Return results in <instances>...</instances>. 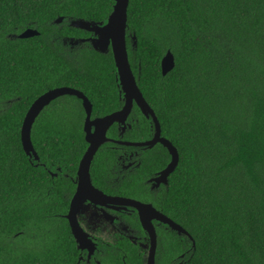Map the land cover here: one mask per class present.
Instances as JSON below:
<instances>
[{"label": "trees", "instance_id": "16d2710c", "mask_svg": "<svg viewBox=\"0 0 264 264\" xmlns=\"http://www.w3.org/2000/svg\"><path fill=\"white\" fill-rule=\"evenodd\" d=\"M113 5L0 0V241L34 224L36 172L21 144L31 104L79 80L92 89L114 85L112 55L85 54L83 67L64 61L62 49L46 46V25L59 16L104 22ZM34 25L40 37H8ZM128 31L137 41L134 51L128 44L137 87L180 156L165 208L195 241L191 264H264V0H130ZM167 51L175 67L162 76ZM70 111L50 108L34 123L31 140L44 163L68 166L87 146ZM136 111L132 136L148 138L150 123Z\"/></svg>", "mask_w": 264, "mask_h": 264}, {"label": "flooded vegetation", "instance_id": "af4514ba", "mask_svg": "<svg viewBox=\"0 0 264 264\" xmlns=\"http://www.w3.org/2000/svg\"><path fill=\"white\" fill-rule=\"evenodd\" d=\"M58 18L62 20L55 26L54 21ZM56 19L46 25V30L51 32L46 45L51 54L57 46L62 49L64 61L82 67L87 63L85 54L113 57L111 46L105 53L94 50L90 42L95 37L93 33L70 26L71 21L81 18L59 16ZM27 29H36L39 32L36 37L41 36L40 28L34 25L8 37L21 40L18 36ZM69 29L76 31L74 35H69ZM126 36L129 51L131 34L128 30ZM30 39L33 38L25 40ZM75 84L47 91L66 88L82 94L90 103L91 120L124 108V93L116 71L114 85L110 88L92 89L84 80ZM82 102L76 96H60L41 114L50 108L66 107L72 112L68 122L83 128L86 113ZM136 110L140 112L134 103L124 126L114 123L107 129L106 138L110 141L98 148L90 163L89 179L93 189L90 186L83 188L72 212L80 182L79 163L88 145L78 162L69 161L64 167L53 160L44 163L36 152L38 160L31 161L36 172L33 184L36 207L30 217L34 224L16 232L9 240L5 236L0 241L3 247L0 248V264H191L194 239L189 234L190 237L179 233L166 220L180 226L165 208L171 179L178 171L180 159L173 173L168 177L162 175L172 160L171 155L161 144L152 149L144 145L153 136L154 127L142 114L150 123V136H132L140 122ZM55 206H59L57 211ZM40 207H46L47 214L39 212ZM70 221L78 225L85 237L81 243H77L72 235ZM62 239L72 241L73 248L67 247Z\"/></svg>", "mask_w": 264, "mask_h": 264}, {"label": "water", "instance_id": "95a60500", "mask_svg": "<svg viewBox=\"0 0 264 264\" xmlns=\"http://www.w3.org/2000/svg\"><path fill=\"white\" fill-rule=\"evenodd\" d=\"M129 3L130 0H114L112 12L104 22L97 23L93 21H86L83 19H75L70 23V26L76 29L88 31L95 35V37L91 39L90 42L96 52L105 53L106 50L111 46L119 85L124 93V108L104 118L91 120L90 103L82 94L68 90L66 88H58L47 91L46 93L39 96L31 104L21 126V144L23 151L30 161L38 160L37 153L31 140V131L36 119L41 114V112L52 101L60 96H76L78 99H81L83 101L82 104L86 113L83 132L84 139L88 147L79 163L78 177L80 178V182L77 195L72 202L71 212L73 211L75 204L79 200L80 192L83 190V188L85 186L91 187L89 179L90 163L98 148L110 141L106 138L107 129L114 123H118L119 125L124 126V123L127 121L128 117L131 114V109L133 108L134 103L138 106L141 114L148 121H150L152 126L154 127L153 136L144 145L148 146L149 149H152L157 144H161L168 150L171 155L172 160L167 168L162 172V175L168 177L171 173L174 172L179 163L180 156L178 151L169 140L162 137L161 126L158 118L154 113V110L148 105L139 88L137 87L135 77L130 67L126 36V32L128 30ZM61 20L62 18L56 19L54 21V25H58ZM36 36H39L38 30L27 29L18 36V39L25 40L34 38ZM129 39L132 50H136V36L131 35ZM174 67V56L170 51H167L161 60L162 76H166L174 69ZM91 188L93 189V187ZM142 207L147 208L148 206L142 205ZM67 218L70 219V216H68ZM166 220L169 226L176 229L179 233L188 235V233L182 227L176 226L172 221L168 219ZM70 224L71 233L74 236L76 242L81 243L82 239H85L81 230L79 229L77 224H74L71 221Z\"/></svg>", "mask_w": 264, "mask_h": 264}, {"label": "clouds", "instance_id": "9594fccd", "mask_svg": "<svg viewBox=\"0 0 264 264\" xmlns=\"http://www.w3.org/2000/svg\"><path fill=\"white\" fill-rule=\"evenodd\" d=\"M132 35V34H131Z\"/></svg>", "mask_w": 264, "mask_h": 264}]
</instances>
